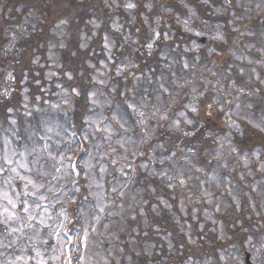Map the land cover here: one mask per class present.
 Returning a JSON list of instances; mask_svg holds the SVG:
<instances>
[{
  "label": "rangeland",
  "instance_id": "374dc122",
  "mask_svg": "<svg viewBox=\"0 0 264 264\" xmlns=\"http://www.w3.org/2000/svg\"><path fill=\"white\" fill-rule=\"evenodd\" d=\"M51 2V0H49ZM48 1H45L46 6H48ZM54 2V1H53ZM59 8V12L61 13H67L66 7H64L62 4H55ZM27 5H21L19 7V11L24 16L26 13V7ZM28 12H33V9H29ZM65 15V14H64ZM63 17V16H62ZM67 18L64 17L61 20H59L56 24H54V33L51 37H53V44L49 47L48 52V58L47 60L49 63H40L38 64V67L35 69V75H36V81H35V87H39V89L42 91L40 95L35 96V102H32V99L29 95L30 88L26 85V83L29 82V77L27 76V70H24V78L22 80V105L24 106V114L26 116V120L28 121L27 127L25 131L28 133L26 136L28 137L27 142H24L22 144L23 151H18L17 147L15 146V143L12 141L14 139V134L11 133L7 135L9 138L1 137L0 139V146L2 149H0V169H3V171H0V221L7 220L8 223H0L1 230L0 232L5 228H7L10 232V235H18L20 237H26V233L22 232L23 226L21 227V224L18 222L15 223V221L18 219L15 217H18L17 213L15 212L17 208V212L20 213V205L18 203L20 192L22 195H24V192L27 191L29 193H35V195H27L25 196V200L22 203V208H27L28 211L26 213H23V216H20L21 218H28V217H34L35 220L41 221L39 223L40 225L44 227H48L47 231V240L49 239V236L51 234L58 233V222H57V214H54V203L50 202L46 208H39L37 205H39V201H43L47 194L44 192V190L48 191H54L59 186H65L66 183H68V179L73 178L71 177V174L69 173L70 169L68 161L64 159L65 152L68 150V146L65 144L67 141L66 135L74 134L76 137L82 136L84 139V142L86 141V144L89 143L90 145V151L88 156L85 159L79 160V165L81 166L83 170V178H92L90 182L85 184V187L88 188L89 193L91 194V197L97 200L98 205L94 207V217L92 218L91 214L89 213L90 210L93 209V200L89 201L87 194L83 193L82 185L78 182L75 189V195L71 196L70 192L74 191L72 190L71 185L65 186V189L62 190V193L60 197L62 198L64 196V199L67 201L77 202L80 199H82V208L80 211H78V216L80 217V226L83 227V234L81 236L77 235L76 231L74 232L72 236V240L75 242L78 238L81 240L83 250L81 253L75 255V263L76 264H121V262H118L119 258L116 259L117 252L121 254V247H119V242L121 241V238L116 236L115 243L113 242V236H108L106 233L112 232L113 229L117 228L115 227V221L112 219L110 223L107 224L106 230L103 231L102 236H105L106 241L102 239V241L99 244V240H97L95 237H91L92 235L97 236L99 232L102 230L100 227V221L101 218H103V214L106 213L105 209H102L104 202H102L101 194L103 193V187L101 185L100 177L99 175H102V172H97V174H93L92 170V164L91 162L96 163V161H100L99 164H101L100 156L102 155L100 153V148L103 149L104 154L106 157L108 155H112V159H115L116 162H119V170H122L132 161L137 164L136 161V155L133 152V148L136 147V142L133 143L127 141L129 138L127 135L123 134H117V129L114 124H122V126L128 130L124 125V119H131L132 114L122 102L119 104L118 108L115 110H112L111 112V119L106 120L105 119V108L109 107V99L108 95L104 91V89H110L112 92L114 91L112 87L109 86L110 81H106V76L111 74L110 78L113 77H121L122 81H126L129 78H132V84L129 87V93L131 92L139 101H143L146 98L142 95L143 89H148V86L144 87L143 89H140L138 84V77L134 75L132 72V68L128 67L129 65L126 62H111L112 66H109L104 61H101L100 67L96 68V75L94 76V80L97 83V87L94 88L93 91L89 93V103L90 105L87 107V109L81 111V122L77 121L76 119H72L69 121L66 119V116L62 115V121L59 122L57 120V117H60V113L64 111V109L68 110L69 112L72 110V96L76 95V98L80 96L79 91L76 89H73V94H71V91L67 88L65 83L63 82L64 79L70 80V74L69 72H65V76H62L61 69L63 68V61L67 59L66 56H63L59 52V50H56L53 52V47H58V49L66 48L67 45V39H69V34L67 28L69 27V24H67ZM210 23V22H208ZM160 25V23H159ZM216 28V27H215ZM214 29L213 24L210 26V31L212 32ZM36 33V31H34ZM211 37H216V33L214 31L211 34ZM11 33L13 31L11 30ZM191 33V32H190ZM260 43H264V31H260ZM169 38V37H168ZM88 40H90V37H87ZM105 41V40H104ZM135 39H133V42ZM151 41V40H150ZM155 42L154 45H152V48L155 49ZM217 43V40L214 41ZM195 43H192L191 46L193 47ZM114 41L113 39L108 38L106 43H104L102 46H104V50L109 51V54L111 53V50L113 48ZM151 49V48H150ZM220 53H223L221 50V44L218 49ZM214 54V53H213ZM37 60L40 59V56H37ZM238 59V58H237ZM104 65L103 68L101 65ZM259 69V70H258ZM258 72H264V60L258 61ZM61 70V71H60ZM133 73V76L131 74ZM8 74V72H7ZM8 76V75H7ZM7 76L5 75L6 79ZM65 77V78H63ZM43 78V79H42ZM44 80V86L43 81ZM42 81V84H41ZM46 81V83H45ZM114 83V82H113ZM3 85V86H2ZM11 85V87H9ZM2 86V87H1ZM7 86V89H4ZM12 82L3 80V82H0V90L2 92H7L9 96H11L10 90L12 89ZM162 87V86H161ZM55 88V90L53 89ZM104 88V89H103ZM113 88L116 89V85H113ZM14 89V87H13ZM9 90V91H7ZM21 93V92H20ZM125 92H121L122 95H124ZM5 95V94H4ZM41 97L44 98V100L41 99ZM155 105L157 106L156 110L152 109L149 113L144 115V122L143 125L145 128H147V132L141 135L140 141L141 146L145 147V149L148 151L146 154H148V158L151 160L146 159V161L142 162L141 167L142 169H146L148 166L152 164L153 168L152 171H156V166L159 164H163L164 162H172V158L169 157L168 153L161 149L160 142L164 139L165 135H158L155 131V128L157 126H150V120L148 118L149 115H152V118H155V114H160V117L166 118L167 115L165 114V111H163L164 105H165V97L162 95L155 93ZM162 97L164 98L162 100ZM42 100V104H39ZM37 101V102H36ZM143 103V102H142ZM131 107L135 105V103H130ZM135 107V106H134ZM137 109L140 108L139 104H137ZM26 109V110H25ZM36 111L37 118L34 120V122L30 119L34 117L33 111ZM139 112V111H138ZM120 115V117H119ZM243 118L247 119L244 115ZM147 118V119H146ZM69 121V122H68ZM157 124H161V120H155ZM26 125H23L22 128H24ZM31 126V127H30ZM70 127V129L67 128ZM130 130V129H129ZM67 131V132H66ZM66 132V133H65ZM0 135L6 136L4 132H1ZM25 136V137H26ZM148 136V137H147ZM19 137V136H18ZM42 138V139H41ZM264 141L261 143V145H257L254 147L253 150V157L255 158V162L259 165V171L264 172V159L262 157L264 154H262V151L260 150L263 148ZM58 146L62 147V149H65L62 151L61 155L56 154V149ZM74 146H76L74 144ZM129 153L134 154L133 156L128 155ZM57 160V162H56ZM250 160V159H249ZM249 160L246 158L241 162H238L236 164V169L234 170H246L249 172V166H253ZM263 160V161H262ZM8 161H11L12 163H9ZM90 161V162H89ZM3 162V163H2ZM63 162V163H60ZM127 164V165H126ZM23 165L24 167H21ZM95 166V164H94ZM223 166H225V163H223ZM57 167V168H56ZM146 167V168H145ZM15 168L16 171L13 172L12 169ZM129 168V166H128ZM214 168H218L217 165L214 166ZM69 170V171H68ZM71 172V171H70ZM160 172V171H159ZM163 174V173H162ZM161 176V173L158 174ZM166 175V174H165ZM254 176V174H253ZM98 177V179H96ZM180 180V189L183 188L184 193L187 194L191 199V206L193 207V215L197 218L198 215H201V219H208L211 221L212 225H210L214 230L213 233L216 232L219 234V237L221 236L222 231V222L214 221L217 215L222 214L225 208L227 207V203L229 201V198L231 200L236 201L235 193L229 189H225V187H221L220 183L215 179H207L202 180L200 179L199 186L196 185V182H194L193 178L191 177H181ZM31 180L34 182L37 187H33L32 184H29L28 181ZM210 180V182H209ZM77 182V181H76ZM75 182V183H76ZM75 184L74 182H72ZM228 183V180H227ZM27 185V188L25 187ZM44 185L47 186V188H44ZM117 185V184H116ZM264 185L263 182H253L252 184L249 183V185H246L245 187L248 189H252V196L251 198L257 199L259 201L264 200V195L260 192V188ZM218 187V190H214ZM220 187V188H219ZM20 188V189H19ZM81 190H80V189ZM191 188V191L198 190L193 196H198V199L194 201L192 197L190 196L189 189ZM43 190L40 192V190ZM118 188L114 189L113 192L117 191ZM138 190H136L137 193ZM141 191V190H140ZM166 191V190H162ZM220 193L219 197H215V192ZM8 193V196L10 199L14 201L16 204V207L13 208L6 200L3 199V194ZM83 194V197H80V194ZM128 193H131L128 189H122L117 192V196L121 198V200L118 202L117 206L113 210V213L111 215L113 216H119L124 217L126 212L125 208L127 209L128 203L125 201V199L128 197ZM134 194V192L132 191ZM199 194V195H197ZM249 194V193H248ZM138 195V194H137ZM223 199V202L226 203V206L221 207L219 206L220 199ZM199 202V203H198ZM137 203V202H134ZM92 204V205H91ZM204 205L211 206L213 205L216 209V213H211L209 211L203 210L201 207ZM184 207V206H183ZM5 208L8 209L7 212H5ZM35 215V216H34ZM214 215V216H213ZM199 218V217H198ZM94 220V225L88 230L90 223ZM29 222V221H27ZM15 224H17L15 226ZM29 231L28 235L29 238L32 241H43L46 238H42V226L38 227L35 225L34 222H29ZM121 226L120 220H118V227ZM12 229H19L18 231H11ZM219 230V231H218ZM199 231L206 232V225L203 221L199 222ZM209 231V230H208ZM21 232V233H20ZM212 232V231H211ZM20 233V234H19ZM17 242L20 241V239H16ZM131 240V239H130ZM192 241H194L193 238H191ZM13 242V241H12ZM112 244L109 246L108 244ZM131 242H134V240ZM151 243H148L146 241L145 246H151ZM256 245V246H255ZM14 247L15 244L10 245L9 240L5 235H1L0 233V250L6 247V250L9 249V247ZM259 243H255L253 245V254H254V261L256 264H264V251L259 249ZM100 247V248H99ZM2 248V249H1ZM27 244L23 242L22 249L27 250ZM152 250V247L150 248ZM34 255L33 257H29L27 254H16V257H25L24 264H50L48 262L49 258L52 262V252L51 255L48 256L47 250H44V248H33ZM73 253H75L74 249L72 250ZM144 251H147V249L144 248ZM5 250L2 251V254H4ZM103 253V254H102ZM106 255V256H105ZM2 256H0V259ZM27 258V260H26ZM32 258V259H31ZM240 256L238 254L228 253L221 255V260L225 264H229L234 260H239ZM216 262V258L213 259H207V264H212ZM21 262V259H13L10 264H19ZM33 262V263H32ZM117 262V263H116ZM0 264H6L5 262H0ZM57 264V263H56Z\"/></svg>",
  "mask_w": 264,
  "mask_h": 264
},
{
  "label": "snow or ice",
  "instance_id": "6c2138e0",
  "mask_svg": "<svg viewBox=\"0 0 264 264\" xmlns=\"http://www.w3.org/2000/svg\"><path fill=\"white\" fill-rule=\"evenodd\" d=\"M127 7L132 8V7H135V5H133V4H128ZM117 30H118V29H117ZM148 47L151 48L152 45L149 44ZM192 111L195 112L196 109L193 108ZM208 115L210 116L211 113H208ZM187 122H188V123H192L191 120H189V121H187ZM248 123L251 124L252 127L258 129L260 132H264V120H261L260 122H253V121L249 120ZM8 162H9V163H12L11 161H8ZM21 167H24V166L21 165ZM0 171H3V169H0ZM12 171L15 172L16 169L13 168ZM28 183H29V184H32V186H33L34 188L37 187V185H36L34 182H32L31 180H29ZM25 187L27 188V185H26ZM24 195H26V196H27V195H35V193H34V192H33V193H29V192L25 191V192H24ZM3 199L6 200V201L8 202V204H10L13 208L16 207V204L14 203V201H13L12 199L9 198L8 193L5 192V193L3 194ZM37 206L39 207V205H37ZM4 211L7 212L8 209L5 208ZM27 211H28V209L25 208V212H27ZM30 219H34V217H30ZM0 223H5V224H7L8 221H7V220H4V221H0ZM18 230H19V229H12L11 231H18Z\"/></svg>",
  "mask_w": 264,
  "mask_h": 264
},
{
  "label": "trees",
  "instance_id": "16d2710c",
  "mask_svg": "<svg viewBox=\"0 0 264 264\" xmlns=\"http://www.w3.org/2000/svg\"><path fill=\"white\" fill-rule=\"evenodd\" d=\"M71 58V57H70ZM79 62L78 58H74L72 57L71 60L68 62V66H77V63ZM83 63V61H81ZM84 67L86 66L84 63H83ZM89 78H86L85 76L83 77H77L76 75V78H74V80H66L64 79L63 82L66 83V86H70L71 84L75 83V82H79V81H82L80 85H85L87 83ZM80 83V82H79ZM88 86V85H87ZM74 104H75V111H74V118L76 117V114H77V117L79 118V111L83 110L85 107L88 106V100L86 98V95L84 98L82 97H78V98H75L74 99ZM81 119V118H80ZM79 119V120H80Z\"/></svg>",
  "mask_w": 264,
  "mask_h": 264
},
{
  "label": "flooded vegetation",
  "instance_id": "af4514ba",
  "mask_svg": "<svg viewBox=\"0 0 264 264\" xmlns=\"http://www.w3.org/2000/svg\"><path fill=\"white\" fill-rule=\"evenodd\" d=\"M257 2H261V0H257ZM260 9H264V7H260ZM258 12V11H257ZM255 22L253 23L252 21H251V19L247 22V25L248 26H262V25H264V17L263 16H261V17H258V16H256V18H255Z\"/></svg>",
  "mask_w": 264,
  "mask_h": 264
}]
</instances>
